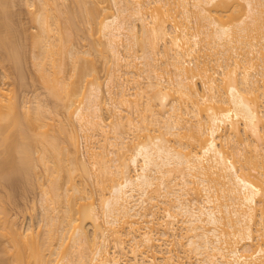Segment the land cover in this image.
<instances>
[{"label": "bare ground", "instance_id": "obj_1", "mask_svg": "<svg viewBox=\"0 0 264 264\" xmlns=\"http://www.w3.org/2000/svg\"><path fill=\"white\" fill-rule=\"evenodd\" d=\"M26 1L54 102L0 85L4 156L42 170L10 264H264V0Z\"/></svg>", "mask_w": 264, "mask_h": 264}, {"label": "rangeland", "instance_id": "obj_2", "mask_svg": "<svg viewBox=\"0 0 264 264\" xmlns=\"http://www.w3.org/2000/svg\"><path fill=\"white\" fill-rule=\"evenodd\" d=\"M5 1H6V3L4 2L5 7H7L6 9L9 14L8 16L9 26L8 29L7 26L6 28L4 25L0 26V34L2 36L6 34V36L8 35L9 38L13 40V46H14L13 48L18 56L17 57L18 61L16 62L18 65L15 64V62H13V60L10 59V57L8 58V54L6 55V51L8 48L7 47L6 49L3 48L5 45L0 47V85H4L6 88L10 89L9 91L11 92L12 95H14L16 99L15 103H17V105L20 104L23 93L29 96H32L34 93L36 94L40 93V97L44 96L45 99L47 95V99L49 98V100L46 99V101L49 104L51 103L53 105L52 103L53 98L51 96L48 97L47 88L45 89V87L43 86L44 83H42V80L39 78L37 74L38 70L33 64L32 32H34L36 29L35 27H33L34 23L31 18V13L29 11L30 6L27 5L28 2L26 0H5ZM70 1L71 0H65V2L68 3L67 5L69 7H71L72 5ZM106 1L107 0H102L103 3L105 2V4H107ZM102 2L101 4H103ZM0 14H1L0 16L2 17L3 14L2 13ZM75 18L77 20V25L79 23V25H82L84 27L86 26L83 25V22L77 16ZM168 20L178 21L179 18L173 20L169 16ZM258 30L255 31L257 35L259 33ZM72 35H74V38L76 37L75 32H73ZM6 39L5 41H9V39L8 40ZM93 56H95V54ZM97 59H98L96 60L97 68H99V73L103 75L105 71L102 66L103 63L100 57H98ZM0 123L1 124L4 123L2 124L3 125L2 135L7 133L9 134L12 133L11 125L5 123L4 121H1ZM62 134L64 135L67 134L66 130L65 133L61 132V135ZM64 135L63 137L61 136V139L64 138ZM64 139L65 140L63 142L66 143L67 142L66 138ZM79 140H81L79 143V148H80L79 151L86 153L85 152L86 147L84 144L85 142L82 143L83 140L80 139V137ZM2 146H0V160L4 157L7 162H5V164H2L3 161H0L1 164L0 168H2L5 173L4 177H0V210L1 211L3 210L7 216L17 219L18 221L23 219V221H25L26 224L31 221L33 225L38 224L40 222L41 212H42L41 211L42 209H40L41 186L38 182L39 178L41 177H39L38 173L42 172V170H40L39 168L40 166L39 167L35 166V172L31 173L27 177L25 172L21 169H16L14 166L15 162H12L13 158L17 159L19 153L16 150H13L11 151L12 154L11 155L9 154L8 156H6L7 157L6 158L4 155H7L10 152L6 153V150L3 149L4 147ZM12 163H14L13 164L14 167H12ZM62 174H64V172ZM62 174L58 176V180L60 176H61L60 179L62 180L64 179L65 176L63 175L62 177ZM1 213L2 212H0V214ZM8 243L9 241H7L5 234L3 235L0 233V264H10L9 253L5 250V246H7Z\"/></svg>", "mask_w": 264, "mask_h": 264}]
</instances>
